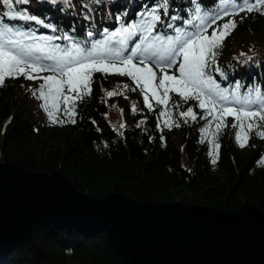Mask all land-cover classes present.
Returning a JSON list of instances; mask_svg holds the SVG:
<instances>
[{
  "label": "trees",
  "instance_id": "1",
  "mask_svg": "<svg viewBox=\"0 0 264 264\" xmlns=\"http://www.w3.org/2000/svg\"><path fill=\"white\" fill-rule=\"evenodd\" d=\"M159 2L70 0L66 5L58 0L52 5L47 0H30L28 5H16L17 10L27 9L29 14L55 26L56 31L34 21L3 17V22L23 30L33 29L37 35L68 33L84 40L89 30L99 33L105 27L118 26L116 15L127 13L124 20L129 22L136 19L143 5ZM190 6L189 0H172L170 13L187 18L186 9ZM219 6L220 0H203L202 10L212 12ZM5 10L0 5V13ZM240 15L244 19L236 18L238 26L226 38L217 57L227 79L215 73L214 76L221 87L240 81L245 86L241 92L254 83L264 91V15ZM177 26L183 25L177 21ZM93 38L101 37L97 34ZM249 56L251 60H247ZM39 83L20 77L7 79L5 86L0 87V162L20 165L26 172L58 171L77 191L94 198L119 192L139 203L180 201L184 205L229 211L251 203L264 212V163L259 162L264 157V139L252 134L248 146L240 148L234 138L236 130L223 128L217 138L219 156L213 164L209 155L212 137L201 132L208 124L199 118L202 110L194 101L181 103L179 108L172 101L167 108L158 107L153 101L150 111L139 89H123L124 84L135 87L129 78L99 73L93 75L92 94L76 103L77 122L51 124L43 109L41 117L31 106L33 95L29 89L37 88ZM111 90L122 94L106 97V91ZM170 95L179 102L178 96ZM133 104L135 113L131 110ZM189 106L198 118L184 123L178 114ZM114 107L125 120L123 129L110 125L108 114ZM165 110L172 113L179 127L164 126L168 117H159V112ZM211 130H215L214 123ZM31 230L29 238L0 252V264H130L109 242L105 231L55 229L53 225L37 223L32 224Z\"/></svg>",
  "mask_w": 264,
  "mask_h": 264
},
{
  "label": "snow or ice",
  "instance_id": "2",
  "mask_svg": "<svg viewBox=\"0 0 264 264\" xmlns=\"http://www.w3.org/2000/svg\"><path fill=\"white\" fill-rule=\"evenodd\" d=\"M47 2L58 4V0ZM171 2L161 0L151 6L145 4L137 12L136 19L129 22L124 20L127 13L118 14L115 17L118 26L114 29L105 27L99 33L89 30L87 39L79 40L68 33L37 35L33 29L9 26L3 22V17L34 21L56 31L55 26L29 14L27 9L17 10L16 5H28L30 0H0V5L6 9L0 13V87L5 86L7 79L20 77L40 81L37 88L29 90L43 101L41 107L49 123L75 124L76 103L92 94L93 75H118L135 84L131 88L124 84L123 89H139L150 111L153 101L156 106L165 108L169 101L176 108L181 103L194 101L202 110L199 118L208 124L201 132L212 137L209 155L213 157V164L219 156L217 138L223 128L230 126L236 130L234 138L240 148L248 146L252 134L264 139V91L261 86L254 83L241 92L245 86L240 81L230 87H221L214 76L215 73L227 79L217 57L226 38L238 26L236 18L243 20L241 13L264 15V0H220V6L212 12L202 10L203 0H189L187 18L171 14ZM63 3L67 5L70 0H63ZM177 21L183 26H177ZM97 34L100 39L93 38ZM61 40L66 43L56 42ZM121 94L117 90L105 93L106 97ZM170 94L178 96L179 102ZM131 110L137 111L135 104L131 105ZM178 115L184 123L198 118L191 106ZM159 117H168L164 120L165 127L180 126L170 111H160ZM229 118L233 121L230 125ZM213 123L214 131L211 130ZM119 127L123 129L126 125L121 123ZM259 162L264 163V157Z\"/></svg>",
  "mask_w": 264,
  "mask_h": 264
},
{
  "label": "water",
  "instance_id": "3",
  "mask_svg": "<svg viewBox=\"0 0 264 264\" xmlns=\"http://www.w3.org/2000/svg\"><path fill=\"white\" fill-rule=\"evenodd\" d=\"M34 223L105 231L130 264H264V212L254 204L229 211L119 192L94 198L58 171L0 162V252L29 238Z\"/></svg>",
  "mask_w": 264,
  "mask_h": 264
},
{
  "label": "rangeland",
  "instance_id": "4",
  "mask_svg": "<svg viewBox=\"0 0 264 264\" xmlns=\"http://www.w3.org/2000/svg\"><path fill=\"white\" fill-rule=\"evenodd\" d=\"M33 102H31V106L32 107H36V109L38 110L39 115L42 117V107L40 104V99H37L36 97H32ZM111 112L108 114V119L110 121V125L112 126V128L114 129H120L119 125L121 123H125L124 118H122L121 115H117L118 113V109L116 107H114V109H110ZM232 118H229V124H231Z\"/></svg>",
  "mask_w": 264,
  "mask_h": 264
}]
</instances>
